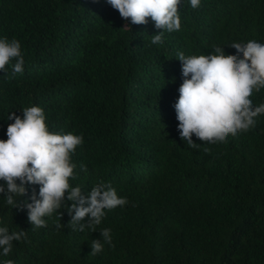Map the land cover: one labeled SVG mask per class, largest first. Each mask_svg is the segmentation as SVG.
<instances>
[{
    "label": "trees",
    "instance_id": "obj_1",
    "mask_svg": "<svg viewBox=\"0 0 264 264\" xmlns=\"http://www.w3.org/2000/svg\"><path fill=\"white\" fill-rule=\"evenodd\" d=\"M179 12L180 30L153 44L161 30L150 18L131 25L107 0H0V38L18 40L24 59L22 74L12 71L15 59L0 71V139L9 114L38 106L50 131L83 136L72 186L89 193L103 181L128 200L81 233L67 226L66 208L36 228L0 194V226L27 232L8 256L0 249V264H264V114L223 143L193 135V149L174 107L178 53L235 55L233 43L264 44V0H200L197 8L181 0ZM250 99L264 103V89ZM27 189L21 205L38 197V185ZM105 228L112 245L89 255Z\"/></svg>",
    "mask_w": 264,
    "mask_h": 264
},
{
    "label": "clouds",
    "instance_id": "obj_2",
    "mask_svg": "<svg viewBox=\"0 0 264 264\" xmlns=\"http://www.w3.org/2000/svg\"><path fill=\"white\" fill-rule=\"evenodd\" d=\"M107 3L123 20H130L131 25H147L150 18L155 28L161 30L151 37L153 44L162 43L164 31L181 28V0H107ZM190 4L197 8L200 0H190ZM123 29L131 30L127 23ZM230 47L236 50L235 55L226 54L221 47H215L209 55L185 56L182 51L177 55L183 76L174 105L178 131L181 140L193 149L200 147L193 142V135L201 142L223 143L229 135L236 136L254 128L256 118L264 114V103L254 106L250 99L264 89V44L249 40ZM13 59L16 60L13 73L22 74L24 59L20 42L0 38V71L6 72V65ZM7 120L13 122L7 126V139H0V181H3L0 194L12 208L26 209L32 226L46 227L45 217L66 208L71 217L68 227L81 233L95 232V226L106 215L105 210L128 204L126 198L118 196L103 181L89 193L80 186H72L71 181L77 178L72 155L82 145V135L50 131L44 111L38 106L24 108L22 118L12 112ZM80 168L87 171L83 164ZM27 185L39 186L38 197L33 194L31 202L24 201L21 205L18 201L27 195ZM56 227L63 225L58 223ZM100 234L101 240H92L89 255L100 253L105 244L112 245L111 229L105 228ZM26 236V231L10 233L7 226H0L2 255L8 256L13 242ZM2 264H14V261L5 259Z\"/></svg>",
    "mask_w": 264,
    "mask_h": 264
}]
</instances>
